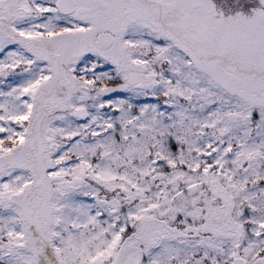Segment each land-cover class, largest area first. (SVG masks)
Segmentation results:
<instances>
[{
	"label": "snow or ice",
	"instance_id": "snow-or-ice-1",
	"mask_svg": "<svg viewBox=\"0 0 264 264\" xmlns=\"http://www.w3.org/2000/svg\"><path fill=\"white\" fill-rule=\"evenodd\" d=\"M0 264H264V0H0Z\"/></svg>",
	"mask_w": 264,
	"mask_h": 264
}]
</instances>
